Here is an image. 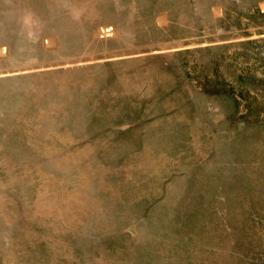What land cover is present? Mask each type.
Returning <instances> with one entry per match:
<instances>
[{"label":"rangeland","instance_id":"374dc122","mask_svg":"<svg viewBox=\"0 0 264 264\" xmlns=\"http://www.w3.org/2000/svg\"><path fill=\"white\" fill-rule=\"evenodd\" d=\"M239 2L240 8L205 0L200 8L221 12L213 28L235 20L237 31L252 29L246 41L235 35L232 47L214 54L197 43L208 64L199 68L216 69L133 71L153 85L152 95L123 105L135 110L139 131H115L135 121L96 118L74 92L71 111L52 105L53 125L74 123L86 133L108 127L105 133L77 135L80 145L70 156L48 165L29 166L28 152L0 149V264H264V0ZM213 41L221 47L225 40ZM196 57L183 61L193 67ZM122 76L128 80L127 72ZM54 171L74 181L68 194L61 178L54 187Z\"/></svg>","mask_w":264,"mask_h":264},{"label":"crops","instance_id":"0c3cea01","mask_svg":"<svg viewBox=\"0 0 264 264\" xmlns=\"http://www.w3.org/2000/svg\"><path fill=\"white\" fill-rule=\"evenodd\" d=\"M211 1L212 6L219 2ZM239 1L225 0L227 5L238 4L240 8ZM4 3L5 10L0 17L4 25L0 35L5 36L0 41V149L12 156L13 151L28 152L25 161L29 166L31 162L48 165L58 163L64 156L68 158L70 150L80 145L77 135L89 133L82 132L74 123L54 126L53 104L65 103L66 110L71 111L67 106L68 97L76 92L96 118H130L139 125L135 110H125L123 105L134 101L135 97L152 95L153 85L147 80L141 82L133 71L168 73L216 69L199 68L198 65L206 62L196 52L197 43L201 41L206 50L214 54L219 48L232 47L235 35H242L246 41L252 30L249 25L237 31L235 20L229 21L227 26L218 24L213 28L221 12L217 13V7L210 13L201 11L200 8L207 5L205 0H26L27 7L19 6L18 0ZM204 23L211 24L213 30L211 27L208 32L202 30L200 26ZM217 36L225 40L221 47L213 41ZM142 40H150L151 44L141 49L138 44ZM75 45L80 50L75 52ZM124 46L132 50L123 51ZM109 51L115 53L109 54ZM244 52L250 54V49L245 48ZM68 53L73 57H61ZM189 53L199 56L192 62L193 67L183 61ZM14 54H17L15 64ZM27 54L31 57L27 58ZM40 57L47 59L46 62L41 60L40 63ZM138 60L151 61L143 64L145 66H135ZM123 72H127L128 80L120 78ZM167 83L172 86L170 80ZM62 86L63 98L58 95ZM42 90H48V94L37 100ZM161 95L165 97V93ZM42 110L49 114L42 116ZM4 120H12L17 126L5 128ZM140 127H115V131L127 129L134 133ZM107 129L89 134H103ZM45 151H53V154H42ZM53 175L50 180L54 187L60 184L61 178L68 194L74 181L57 171Z\"/></svg>","mask_w":264,"mask_h":264},{"label":"trees","instance_id":"16d2710c","mask_svg":"<svg viewBox=\"0 0 264 264\" xmlns=\"http://www.w3.org/2000/svg\"><path fill=\"white\" fill-rule=\"evenodd\" d=\"M135 126H141V125H136V124H134L133 126H128L127 129H128L129 127H135ZM127 129H126V130H127ZM126 130H125V131H126Z\"/></svg>","mask_w":264,"mask_h":264}]
</instances>
